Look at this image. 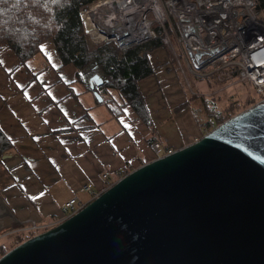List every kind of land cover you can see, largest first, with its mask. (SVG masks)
<instances>
[{
    "label": "crops",
    "instance_id": "obj_1",
    "mask_svg": "<svg viewBox=\"0 0 264 264\" xmlns=\"http://www.w3.org/2000/svg\"><path fill=\"white\" fill-rule=\"evenodd\" d=\"M147 57L153 72L138 81L145 120L129 103L122 105L115 90H101L99 100L98 86L87 81L94 68L77 75L72 63H62L52 39L24 64L9 45H0V130L12 143L0 163V244L30 223L48 228L60 222L69 198H90L83 184L103 190L102 172L112 176L154 159L152 141L176 150L206 132L219 102L214 95L231 85L197 76L214 87L195 90L184 60L177 63L164 46Z\"/></svg>",
    "mask_w": 264,
    "mask_h": 264
},
{
    "label": "water",
    "instance_id": "obj_2",
    "mask_svg": "<svg viewBox=\"0 0 264 264\" xmlns=\"http://www.w3.org/2000/svg\"><path fill=\"white\" fill-rule=\"evenodd\" d=\"M0 264H264V103L130 170Z\"/></svg>",
    "mask_w": 264,
    "mask_h": 264
},
{
    "label": "built area",
    "instance_id": "obj_3",
    "mask_svg": "<svg viewBox=\"0 0 264 264\" xmlns=\"http://www.w3.org/2000/svg\"><path fill=\"white\" fill-rule=\"evenodd\" d=\"M94 6L101 7L102 17L91 14L88 25L82 12L88 14ZM166 7L174 17L176 42L189 72L201 77L214 75L217 80L230 83L246 81L253 88L256 103H264V24L258 19L254 0H166ZM80 16L93 43L113 42L120 50L154 38L159 27L177 63L180 61L165 27L160 0H97L82 7ZM94 87L93 84L90 88ZM204 129L208 131L205 125ZM150 149L155 158L175 150L159 141H152ZM123 171L112 176L102 172L103 190L125 175ZM82 189L89 191L90 198H69L62 207L63 219L103 191L93 189L91 183L83 184ZM44 228L47 227L30 223L19 230L40 232Z\"/></svg>",
    "mask_w": 264,
    "mask_h": 264
},
{
    "label": "trees",
    "instance_id": "obj_4",
    "mask_svg": "<svg viewBox=\"0 0 264 264\" xmlns=\"http://www.w3.org/2000/svg\"><path fill=\"white\" fill-rule=\"evenodd\" d=\"M95 1L97 0H0V45H9L20 63L24 64L39 53L42 42L52 39L62 63H72L77 75L79 70L86 69L91 64L101 72L105 81L98 86L96 93L103 95L108 88L117 91L123 101L122 105L129 103L147 120V110L138 81L153 72L147 54L157 47L166 46L165 37L161 28L156 27V37L124 50H119L112 42L92 46L84 31L80 11L82 7ZM254 1L256 10L264 16V0ZM84 19L89 25L86 14ZM250 100L251 105L248 107L257 101L254 98ZM210 111L205 122L208 130L238 113L231 111L230 106ZM11 148L12 143L0 130V160L1 155ZM129 171L126 168L123 172ZM45 229L47 228L39 231ZM35 233L37 231L13 233L11 247ZM2 244L0 256L8 250Z\"/></svg>",
    "mask_w": 264,
    "mask_h": 264
},
{
    "label": "rangeland",
    "instance_id": "obj_5",
    "mask_svg": "<svg viewBox=\"0 0 264 264\" xmlns=\"http://www.w3.org/2000/svg\"><path fill=\"white\" fill-rule=\"evenodd\" d=\"M160 3H161L162 8L164 10V15L166 18L165 27L169 33V38L171 39L173 46H175V50L178 51L179 57H180L181 61L183 62V56H182L180 47L176 42V27H175L174 17L168 11V9L166 7V0H160ZM258 12H259L258 13V19L264 24V18H263L264 16L260 11H258ZM83 18H84V16H83ZM87 36L89 37L88 34H87ZM89 39H90V37H89ZM165 41H166V46H164V48H166V50L170 53V56L172 55V58H173L174 57L173 51L170 47V44H168L166 37H165ZM90 42H91L92 46H99L100 44H102V43H99V44L93 43L91 39H90ZM183 66H184L185 74H186V77L189 81V84L191 85V87L193 89H195V90H208L209 88L214 87V85H210V87L207 88V86L204 85V83H205L204 81H206L205 79H202L200 77L192 75L187 70L185 63H183ZM93 68L95 70L94 72L99 71L94 64H91L87 67V69H91V70ZM98 73L101 74L100 71ZM228 82L229 81H226V82H224V84H227ZM232 84L233 83L229 82V84H227L226 87L231 85L230 86L231 88H229V89L227 88V89L223 90L222 92L214 95L215 98L213 96H211L214 98L215 102L219 101V102H217V104H215L216 109H221L224 106H227V107L230 106L231 111L236 113V112H240V111L245 110L249 105H251V104H249V101H251L250 100L251 98H254V100H257V97L254 94L253 88L251 87V85L248 82L245 81V82L235 83L234 85H232ZM94 86H99V85H96L94 83ZM206 93H209V92H206ZM197 114L200 117L204 116L206 118L205 112H202V110L197 109ZM0 163H1V160H0ZM2 174H5V169H3L1 164H0V175H2ZM20 232H23V231H20ZM25 233L26 232H23V234H25ZM2 245H4V247H6L9 250L11 247V239L8 242L7 241L3 242Z\"/></svg>",
    "mask_w": 264,
    "mask_h": 264
},
{
    "label": "bare ground",
    "instance_id": "obj_6",
    "mask_svg": "<svg viewBox=\"0 0 264 264\" xmlns=\"http://www.w3.org/2000/svg\"><path fill=\"white\" fill-rule=\"evenodd\" d=\"M104 7H106V5H104ZM100 12H101V7H100V6H94V7H92V9H90V10L88 11V14L85 13V12H82V16H84V14H86V16L88 17V19H89V21H90V19H91V14H93L95 18H101L102 15H100ZM93 73H94V72H93ZM98 74H99V73H98ZM91 75H92V74H91ZM91 75H90V76H91Z\"/></svg>",
    "mask_w": 264,
    "mask_h": 264
},
{
    "label": "snow or ice",
    "instance_id": "obj_7",
    "mask_svg": "<svg viewBox=\"0 0 264 264\" xmlns=\"http://www.w3.org/2000/svg\"><path fill=\"white\" fill-rule=\"evenodd\" d=\"M41 49L43 50V46H41Z\"/></svg>",
    "mask_w": 264,
    "mask_h": 264
},
{
    "label": "flooded vegetation",
    "instance_id": "obj_8",
    "mask_svg": "<svg viewBox=\"0 0 264 264\" xmlns=\"http://www.w3.org/2000/svg\"><path fill=\"white\" fill-rule=\"evenodd\" d=\"M2 156V155H1Z\"/></svg>",
    "mask_w": 264,
    "mask_h": 264
}]
</instances>
